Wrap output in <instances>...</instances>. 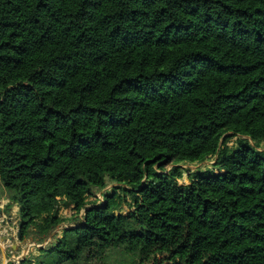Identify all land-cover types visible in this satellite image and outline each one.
I'll list each match as a JSON object with an SVG mask.
<instances>
[{"label": "trees", "instance_id": "trees-1", "mask_svg": "<svg viewBox=\"0 0 264 264\" xmlns=\"http://www.w3.org/2000/svg\"><path fill=\"white\" fill-rule=\"evenodd\" d=\"M261 143L264 0H0V184L70 224L20 264H264Z\"/></svg>", "mask_w": 264, "mask_h": 264}, {"label": "rangeland", "instance_id": "rangeland-1", "mask_svg": "<svg viewBox=\"0 0 264 264\" xmlns=\"http://www.w3.org/2000/svg\"><path fill=\"white\" fill-rule=\"evenodd\" d=\"M236 143H237V138H233L229 142V147H231V148L236 147ZM251 144L253 146H256V143L253 141H251ZM258 148H259V150L264 151V143H261ZM178 166H180L182 171H183V178L179 180V183L181 185H189L190 184V179H189L190 174L198 172V171H205L208 169H213L214 161H212L211 159H208L204 163H196V164L182 163ZM172 168H173V166L168 167V171H170ZM123 189H127V188L108 180V186L106 187V189H104L102 191H94L93 195L88 199L89 206L87 208H93V207L104 204L105 200H106L104 198L105 194H111L112 195L113 192L116 190L118 193V196L121 199V201H120L121 206H120V209L117 210V215L118 214H125L126 215L129 212L134 211V209H133L134 203H133L132 197ZM0 196L1 197H4V196L8 197V194L6 191L1 189L0 190ZM59 209H60V214L62 217H65L68 219L72 217V215H73L72 208L71 207L68 208L66 206V204L65 205L63 204V202H61ZM84 215H85V212L82 213L81 217H83ZM65 226H70V224L69 223L63 224L55 230V232L58 231L57 235H59L60 237L62 235V231H63ZM27 239H28V241L25 243V245L28 244L27 245V251H23L24 252L23 255H38V253H39L38 250L40 248L45 247L50 243H53L56 239H58V237H55L52 240V242L45 244L44 243L45 238H41L36 233L35 229L32 228L30 231V236ZM9 251H10L9 252L10 255L16 254V252L13 249H9ZM9 259H8L9 262H12L14 260L12 257H10ZM113 261H114L113 264H130L131 258L128 257L127 255H125L124 253H120L115 257V259Z\"/></svg>", "mask_w": 264, "mask_h": 264}, {"label": "crops", "instance_id": "crops-1", "mask_svg": "<svg viewBox=\"0 0 264 264\" xmlns=\"http://www.w3.org/2000/svg\"><path fill=\"white\" fill-rule=\"evenodd\" d=\"M0 184V190L5 189ZM10 200L7 196L1 197L0 196V209L8 210V217L12 218V223H4L3 221H8L7 216L0 220V264H8V259L12 257L14 259L15 264H20L21 261H23L25 258H27L29 255H23V251H27V245L25 243L28 241V239H25L24 241H19L17 239V233H18V227L20 223V216H19V210L17 204L10 205ZM14 232V233H13ZM58 231H54L48 238L44 239V243L48 244L49 242H52V240L55 237L60 238L59 235H57ZM15 246H20V249L18 253L14 255H10L9 249H13ZM30 246V245H29ZM19 259V263H16L15 260ZM10 260V259H9Z\"/></svg>", "mask_w": 264, "mask_h": 264}, {"label": "water", "instance_id": "water-1", "mask_svg": "<svg viewBox=\"0 0 264 264\" xmlns=\"http://www.w3.org/2000/svg\"><path fill=\"white\" fill-rule=\"evenodd\" d=\"M9 204L12 205L13 203L10 201ZM17 206H18V208H20L19 205H17ZM66 206H67L68 208H70V207H71V203H66ZM4 216H5V217L7 216V218H8V221H7V222H6V221H3L4 223H12V218H9V217H8V216H9V215H8V210H7V209H4V210L0 209V220H2V219L4 218ZM21 229H22V226L19 225L18 233H17V239H18L19 241L22 242V241H24V240H22ZM19 249H20V246H15V247H14V251H15L16 253H18Z\"/></svg>", "mask_w": 264, "mask_h": 264}, {"label": "built area", "instance_id": "built-area-1", "mask_svg": "<svg viewBox=\"0 0 264 264\" xmlns=\"http://www.w3.org/2000/svg\"><path fill=\"white\" fill-rule=\"evenodd\" d=\"M13 261H14V260H13ZM15 262H16V263H19V259H16Z\"/></svg>", "mask_w": 264, "mask_h": 264}]
</instances>
